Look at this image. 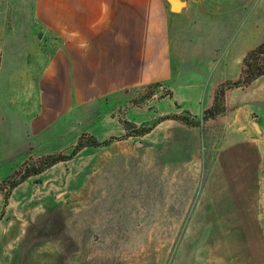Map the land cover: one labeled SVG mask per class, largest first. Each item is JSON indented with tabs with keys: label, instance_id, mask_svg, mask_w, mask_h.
I'll return each mask as SVG.
<instances>
[{
	"label": "rangeland",
	"instance_id": "374dc122",
	"mask_svg": "<svg viewBox=\"0 0 264 264\" xmlns=\"http://www.w3.org/2000/svg\"><path fill=\"white\" fill-rule=\"evenodd\" d=\"M179 3L182 10L173 11L165 0L169 13L181 16L170 15L168 23L174 53L201 54L193 61H205L210 68L202 70L201 84L208 82L210 64L216 61L213 80H237L245 55L264 42V0L226 5L216 15L224 18L221 25L202 20L199 0ZM5 14L0 12V264H233L231 236L170 234L172 226L184 230V222L177 218L172 225L165 211L158 220H137L134 206L127 219L115 218L104 171L90 174L91 158H103L99 148L84 147L71 159L23 179L26 170L44 166L49 155L70 154L80 140L103 143L144 133L151 123L138 124L136 118L158 110V101L170 98L180 84L178 79L172 86L149 84L73 105L71 91L61 85L69 83V76L63 82L60 74L48 73L62 43L41 26L29 33L3 25ZM21 14L25 12L18 11L17 17ZM225 103L218 119L222 125L205 127L210 145H216L226 129L249 121L264 127V74L248 85L227 89ZM168 116L195 120L186 111ZM126 189L125 199L135 202L136 183ZM191 226L197 230L200 219Z\"/></svg>",
	"mask_w": 264,
	"mask_h": 264
},
{
	"label": "crops",
	"instance_id": "0c3cea01",
	"mask_svg": "<svg viewBox=\"0 0 264 264\" xmlns=\"http://www.w3.org/2000/svg\"><path fill=\"white\" fill-rule=\"evenodd\" d=\"M199 1L201 18L211 25L223 24L217 13L240 2ZM18 11L25 14L17 17ZM0 12H7L3 25L29 33L41 26L62 43L48 73L60 74L63 82L69 76V83L61 85L71 91L73 105L149 84L172 86L178 79L180 85L158 101V110L136 118L138 124L151 123L149 131L119 133V139L94 146L103 158H91V177L104 171L105 186L111 187L106 196L113 203L107 208L118 213L115 218L127 219L132 206L137 220H158L165 211L172 225L177 218L184 222V230L172 226L168 233L231 236L233 264H264V127L249 121L226 129L219 145H210L206 125H222L220 115L204 118L221 83L212 79L219 63L210 64L211 77L201 84L209 64L193 61L201 54L192 51L174 53L165 0H2ZM185 111L196 123L168 116ZM135 183L138 197L128 201L126 188ZM195 219L200 226L194 231Z\"/></svg>",
	"mask_w": 264,
	"mask_h": 264
},
{
	"label": "trees",
	"instance_id": "16d2710c",
	"mask_svg": "<svg viewBox=\"0 0 264 264\" xmlns=\"http://www.w3.org/2000/svg\"><path fill=\"white\" fill-rule=\"evenodd\" d=\"M264 74V42L256 46L255 48L251 49L243 58L242 60V73L240 77L235 81H227L225 83H221L215 91L214 95V102L211 107L205 110L204 118H213L217 115H220L226 111V103H225V95L227 89L231 88L232 86H244L248 85L258 77ZM173 118H180L181 120H185L186 123L194 124L196 121L187 120V118L180 117V116H169ZM149 131V128L144 130V132ZM107 142H83L78 141V144L74 147L73 151L68 155L63 154H51L47 157L44 166H41L39 169L34 171H27L24 173V178L34 174H39L44 171L45 168L51 167L60 161H66L71 159L75 154H77L80 150L84 147L89 145L97 146L101 144H105ZM18 182L13 183L10 187L14 188ZM1 189H3L1 187ZM11 195V191L5 193L4 200L5 202L8 200L9 196Z\"/></svg>",
	"mask_w": 264,
	"mask_h": 264
},
{
	"label": "water",
	"instance_id": "95a60500",
	"mask_svg": "<svg viewBox=\"0 0 264 264\" xmlns=\"http://www.w3.org/2000/svg\"><path fill=\"white\" fill-rule=\"evenodd\" d=\"M173 11H180L182 5L177 0H169Z\"/></svg>",
	"mask_w": 264,
	"mask_h": 264
}]
</instances>
